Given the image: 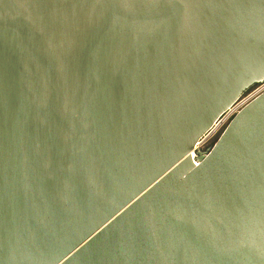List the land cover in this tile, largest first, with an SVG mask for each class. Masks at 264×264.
<instances>
[{"label": "water", "instance_id": "water-1", "mask_svg": "<svg viewBox=\"0 0 264 264\" xmlns=\"http://www.w3.org/2000/svg\"><path fill=\"white\" fill-rule=\"evenodd\" d=\"M262 79L264 0H0V264H264Z\"/></svg>", "mask_w": 264, "mask_h": 264}, {"label": "built area", "instance_id": "built-area-1", "mask_svg": "<svg viewBox=\"0 0 264 264\" xmlns=\"http://www.w3.org/2000/svg\"><path fill=\"white\" fill-rule=\"evenodd\" d=\"M264 93V79L254 84L245 91L228 109H226L215 120L213 125L198 139L195 151L205 150L212 146L224 129L227 127L232 118L238 114L245 106L251 103ZM195 152H193L194 154Z\"/></svg>", "mask_w": 264, "mask_h": 264}]
</instances>
